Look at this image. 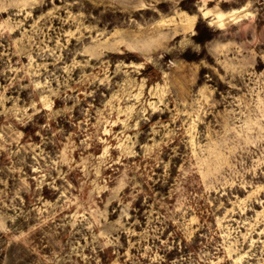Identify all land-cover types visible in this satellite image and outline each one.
Masks as SVG:
<instances>
[{"label": "rangeland", "instance_id": "374dc122", "mask_svg": "<svg viewBox=\"0 0 264 264\" xmlns=\"http://www.w3.org/2000/svg\"><path fill=\"white\" fill-rule=\"evenodd\" d=\"M0 264H264V0H0Z\"/></svg>", "mask_w": 264, "mask_h": 264}, {"label": "trees", "instance_id": "16d2710c", "mask_svg": "<svg viewBox=\"0 0 264 264\" xmlns=\"http://www.w3.org/2000/svg\"><path fill=\"white\" fill-rule=\"evenodd\" d=\"M198 26V25H197ZM195 38L198 40V41H201V39L197 36V35H195ZM28 129V128H27ZM25 132H28V130H25Z\"/></svg>", "mask_w": 264, "mask_h": 264}]
</instances>
